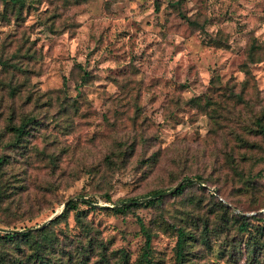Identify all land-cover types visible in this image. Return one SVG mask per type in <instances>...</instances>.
<instances>
[{
  "label": "rangeland",
  "instance_id": "rangeland-1",
  "mask_svg": "<svg viewBox=\"0 0 264 264\" xmlns=\"http://www.w3.org/2000/svg\"><path fill=\"white\" fill-rule=\"evenodd\" d=\"M252 44L264 0H0V264H264Z\"/></svg>",
  "mask_w": 264,
  "mask_h": 264
},
{
  "label": "trees",
  "instance_id": "trees-1",
  "mask_svg": "<svg viewBox=\"0 0 264 264\" xmlns=\"http://www.w3.org/2000/svg\"><path fill=\"white\" fill-rule=\"evenodd\" d=\"M13 3H20L22 4L23 0H11ZM264 48L262 47V45L258 44H252V49L250 52V60L251 61H255L256 59L254 58V54L257 53L258 51H263ZM24 127L25 124H20L18 126H12V129L16 132V134L19 136L23 131H24ZM194 180H196V182H199L200 185H205L202 184L201 181V175L196 174L195 178H183L180 181L179 186L172 191V189L174 188V186L178 183H176L174 186L170 187V190L165 191L163 189H154V190H150L142 195L139 196H130V197H122L119 198L117 201H115V203H118V205H116L113 209L116 211H123L125 209V207H130V206H134V205H138L140 204H152L154 202L159 201L163 194L168 193V192H174V193H179L182 191V189L187 185V184H192L194 183ZM80 202H85L87 204H92L91 201L84 199L82 196H78L77 198H70L68 199L64 205L62 210L54 217L51 218L49 222H52L55 218H58L61 214L65 213L67 210L69 209H76L78 206V203ZM139 224H140V228L143 230L146 239H145V249L143 250L142 253V257L143 260L148 261V253H149V244H150V233L146 230L143 222L141 219L138 220ZM31 233V229L30 230H8L6 229L5 233L3 235H1V237L6 240H15L18 239L19 236H21L24 239H27L28 236ZM185 239H186V234L183 231V229L178 228L177 231V240H176V256L181 259L183 257L184 254V243H185Z\"/></svg>",
  "mask_w": 264,
  "mask_h": 264
},
{
  "label": "water",
  "instance_id": "water-1",
  "mask_svg": "<svg viewBox=\"0 0 264 264\" xmlns=\"http://www.w3.org/2000/svg\"><path fill=\"white\" fill-rule=\"evenodd\" d=\"M179 184H180V182H178V183L174 186V188L172 189V191L175 190V189L179 186Z\"/></svg>",
  "mask_w": 264,
  "mask_h": 264
}]
</instances>
